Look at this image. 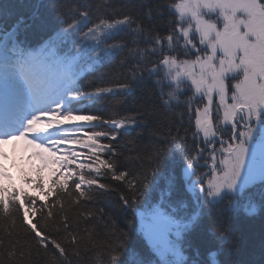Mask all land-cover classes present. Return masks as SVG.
<instances>
[{"label": "snow or ice", "instance_id": "obj_1", "mask_svg": "<svg viewBox=\"0 0 264 264\" xmlns=\"http://www.w3.org/2000/svg\"><path fill=\"white\" fill-rule=\"evenodd\" d=\"M6 145L23 183L0 165V264H243L236 223L264 214V0H0Z\"/></svg>", "mask_w": 264, "mask_h": 264}, {"label": "trees", "instance_id": "obj_2", "mask_svg": "<svg viewBox=\"0 0 264 264\" xmlns=\"http://www.w3.org/2000/svg\"><path fill=\"white\" fill-rule=\"evenodd\" d=\"M10 2L18 4V0H10ZM27 2L28 0H25V3ZM93 2L100 3L102 2V0H93ZM129 3L131 5L132 0H129ZM18 10L26 13V9H24L23 7H19V5H18ZM124 10L132 11V8L130 6L129 8H125ZM137 13L142 14V12L139 11L138 6H137ZM105 71H107V69H105ZM97 75H99V73ZM85 84H87V81H85ZM136 99L137 97L130 98L129 100L130 107L135 106ZM95 108L96 110H101L102 105L97 104ZM172 121H173V117L170 115L167 118V122L172 123ZM185 127L188 128L189 132L194 130V125H188L187 122L185 123ZM142 131H143L142 139L146 144L150 138L149 132L146 129ZM131 138L132 137L126 139H131ZM130 163L131 166H135L134 161ZM165 167L166 169H170L172 167L170 160L165 162ZM175 174L177 180L179 181L181 178V168L179 166L175 168ZM41 199H43V197H41ZM104 204L108 208H111V203L109 201H105ZM37 218H39V214H37ZM137 229H138V224H137ZM236 234H237V238L240 240V245H241L239 251L236 254V258L241 260L243 264H264V261H262L261 259L262 256L261 246H262V242H264V214H257L253 218H246V217L240 218L236 223ZM195 239H196V243L199 244L201 248V256L199 257V259L202 261L207 260V250L210 245L208 244V242L203 241L199 238H195ZM186 254L190 255V253H186ZM222 258L223 257H221V259Z\"/></svg>", "mask_w": 264, "mask_h": 264}, {"label": "rangeland", "instance_id": "obj_3", "mask_svg": "<svg viewBox=\"0 0 264 264\" xmlns=\"http://www.w3.org/2000/svg\"><path fill=\"white\" fill-rule=\"evenodd\" d=\"M75 123V122H74ZM5 149H7L8 151H10L9 149L10 148H8V147H6ZM4 151V150H3ZM19 153L15 150V156H18V158H19V156H21L22 155V153H20L19 155H18ZM11 155H12V153H11ZM14 158V157H13ZM3 159H0V165H4L5 164V162H3L2 161ZM17 167V166H16ZM10 171V173H11V175L13 176V183H15L16 185H17V187H19V186H21L22 185V181L20 180V179H17V175H18V173L15 171L14 173L12 172V170H9Z\"/></svg>", "mask_w": 264, "mask_h": 264}]
</instances>
